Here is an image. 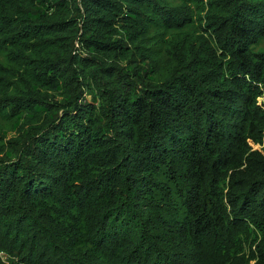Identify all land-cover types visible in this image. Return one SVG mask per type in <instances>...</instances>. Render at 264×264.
I'll use <instances>...</instances> for the list:
<instances>
[{
    "label": "trees",
    "instance_id": "trees-1",
    "mask_svg": "<svg viewBox=\"0 0 264 264\" xmlns=\"http://www.w3.org/2000/svg\"><path fill=\"white\" fill-rule=\"evenodd\" d=\"M262 39L264 0H0V264H264Z\"/></svg>",
    "mask_w": 264,
    "mask_h": 264
},
{
    "label": "rangeland",
    "instance_id": "rangeland-1",
    "mask_svg": "<svg viewBox=\"0 0 264 264\" xmlns=\"http://www.w3.org/2000/svg\"><path fill=\"white\" fill-rule=\"evenodd\" d=\"M171 35V32L170 33H166V36L167 35ZM158 48H160V46L158 47ZM161 49H162V47H161ZM256 51H260V50H264V39H262V40H260L259 42H258V44L255 46V48H254ZM162 51V50H161ZM0 59L3 61V62H6V58H5V55L3 54V53H0ZM2 255V253L0 252V256ZM2 259H4L5 260V258H3V257H1Z\"/></svg>",
    "mask_w": 264,
    "mask_h": 264
}]
</instances>
